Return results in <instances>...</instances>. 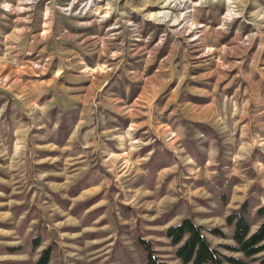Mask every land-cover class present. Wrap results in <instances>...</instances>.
<instances>
[{
	"label": "rangeland",
	"instance_id": "1",
	"mask_svg": "<svg viewBox=\"0 0 264 264\" xmlns=\"http://www.w3.org/2000/svg\"><path fill=\"white\" fill-rule=\"evenodd\" d=\"M70 1L17 12L20 0H0V29L24 18L57 37L78 27L65 19L98 26L105 50L88 64L107 71L84 104L56 86L12 93L0 79V264H35L46 248L47 264H147L146 244L162 264H183L164 231L185 216L241 255L222 243H234V208L247 198L253 213L264 206V0H185L194 30L156 19L169 0H86L83 12ZM36 54L50 56L42 70L30 64ZM52 62L51 53L26 60L38 72ZM154 149L166 162L151 173Z\"/></svg>",
	"mask_w": 264,
	"mask_h": 264
},
{
	"label": "crops",
	"instance_id": "2",
	"mask_svg": "<svg viewBox=\"0 0 264 264\" xmlns=\"http://www.w3.org/2000/svg\"><path fill=\"white\" fill-rule=\"evenodd\" d=\"M103 15L105 16L106 13ZM24 19H22L23 21L17 19L10 29H0V79L7 81V87L12 89V93L16 92L15 85H19L17 90L20 93L29 97L37 94V87L39 90H45L47 87L56 86V88L62 89L61 91L68 90L66 96L77 99L83 104L89 103L94 96L93 91L104 87L107 82L106 74H103L104 78L99 77L101 72H107L106 69L98 70V75H96V66L88 64L99 59L100 53L103 52V49L105 50L104 41L100 40L103 37L100 36L98 26L84 29L77 20L65 19L66 21L63 22L73 20L78 27L69 29V32L57 37V32L60 29H51L49 24L45 29H35L41 28V26L33 27V25L24 24L23 22L27 23V20ZM70 24H74V22ZM107 28H110V25ZM111 28L113 29V27ZM136 39L139 49L142 48V37ZM98 40L101 43H98ZM144 41L143 46H145ZM34 52L52 54L53 62L49 71L38 72L27 66V56ZM112 54L114 55V53ZM89 68L93 70L90 71ZM101 79H103L102 82ZM53 82H55L54 85ZM40 94H42L41 91H39ZM83 107L81 112L86 113L87 106ZM119 109L123 110L124 107L119 106ZM132 109L147 111L146 106L144 109L136 107Z\"/></svg>",
	"mask_w": 264,
	"mask_h": 264
},
{
	"label": "trees",
	"instance_id": "3",
	"mask_svg": "<svg viewBox=\"0 0 264 264\" xmlns=\"http://www.w3.org/2000/svg\"><path fill=\"white\" fill-rule=\"evenodd\" d=\"M71 110L70 107L68 109L69 113L72 114L70 121L75 119V112ZM197 123L204 125L200 122ZM58 130L60 139L57 142L61 143L69 133L66 114L62 117ZM165 162L164 151L154 149L146 164L150 172L154 173ZM78 183L76 182V187ZM219 197L220 202L224 204L227 200L226 193L221 192ZM94 198L96 197L80 201V205L87 207ZM256 204V201L247 198L226 216L227 222L233 225L232 232L228 237L234 243H222V247L229 251L240 252L241 255L226 253L219 248V245L212 244L204 233L202 225L195 222L190 216H185L178 222L170 224L165 229L164 234L169 237L172 244L176 245L175 254L183 264H264V206H258L253 213ZM172 209L174 211V208ZM254 223L257 225L252 229ZM209 230L214 234L227 236L226 233H222L216 227H210ZM146 246L148 247L146 263L162 264L158 257L153 254L150 246L148 244ZM48 260L49 249L46 248L35 264H47Z\"/></svg>",
	"mask_w": 264,
	"mask_h": 264
},
{
	"label": "bare ground",
	"instance_id": "4",
	"mask_svg": "<svg viewBox=\"0 0 264 264\" xmlns=\"http://www.w3.org/2000/svg\"><path fill=\"white\" fill-rule=\"evenodd\" d=\"M32 0H20L19 2V5L17 6V8H15V10L17 12H21L22 9H28L27 5L29 3H31ZM72 4L73 3H76V6L78 7L79 11L81 10V12H83L84 10H88L90 8V5L92 4V1H89V2H86V0H74V1H71ZM181 5L180 7H183V13L180 14V15H176L174 14L172 8L173 6L175 5ZM186 4H188L185 0H181V2H179L178 0H169L167 2V9L165 11H162V12H159L156 16H154L152 14L151 17L153 18H156V19H165V18H170V17H173V18H170L171 19V24H177L178 26H185L187 27V29L189 30H194L196 29V25L194 23H191V22H188L187 21V9H185L186 7ZM166 8V7H165ZM8 9V7H7ZM89 11V10H88ZM161 21V20H160ZM199 27V26H198ZM183 28V27H182ZM196 31V30H195ZM186 32V31H185ZM187 33V32H186ZM193 37H197V33L194 34ZM102 41V40H101ZM98 43H101L99 40L97 41ZM103 42V41H102ZM209 52V51H208Z\"/></svg>",
	"mask_w": 264,
	"mask_h": 264
},
{
	"label": "built area",
	"instance_id": "5",
	"mask_svg": "<svg viewBox=\"0 0 264 264\" xmlns=\"http://www.w3.org/2000/svg\"><path fill=\"white\" fill-rule=\"evenodd\" d=\"M34 2V0L31 1V3ZM69 5L72 6V2H69ZM78 11V8H77ZM30 64L35 67L37 70H42L44 69L50 62V56L45 54V55H38L36 54L35 56L32 57L30 60Z\"/></svg>",
	"mask_w": 264,
	"mask_h": 264
}]
</instances>
